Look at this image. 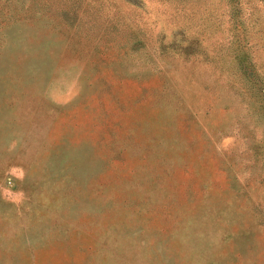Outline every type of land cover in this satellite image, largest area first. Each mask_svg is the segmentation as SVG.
Wrapping results in <instances>:
<instances>
[{
	"label": "rangeland",
	"instance_id": "rangeland-1",
	"mask_svg": "<svg viewBox=\"0 0 264 264\" xmlns=\"http://www.w3.org/2000/svg\"><path fill=\"white\" fill-rule=\"evenodd\" d=\"M0 264H264V0H0Z\"/></svg>",
	"mask_w": 264,
	"mask_h": 264
}]
</instances>
